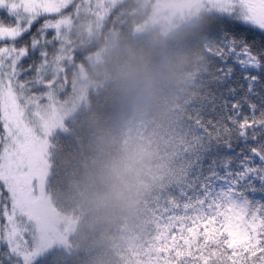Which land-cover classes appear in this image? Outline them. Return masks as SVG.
<instances>
[{
	"label": "snow or ice",
	"instance_id": "6c2138e0",
	"mask_svg": "<svg viewBox=\"0 0 264 264\" xmlns=\"http://www.w3.org/2000/svg\"><path fill=\"white\" fill-rule=\"evenodd\" d=\"M218 7L201 81L148 201L141 264H264V0ZM92 14L93 0H0V264H34L62 73L78 54L79 20ZM237 71L239 90L211 91Z\"/></svg>",
	"mask_w": 264,
	"mask_h": 264
},
{
	"label": "trees",
	"instance_id": "16d2710c",
	"mask_svg": "<svg viewBox=\"0 0 264 264\" xmlns=\"http://www.w3.org/2000/svg\"><path fill=\"white\" fill-rule=\"evenodd\" d=\"M139 2L123 1L102 19L98 36L77 47L74 63L98 87L89 92L87 108L78 109L52 138L46 193L53 208L77 219L78 226L68 250L53 249L34 264H141L120 247L121 234L126 229L141 239L148 201L167 165L171 131L202 73L188 87L180 82L194 68H204L201 41L219 13L201 12L195 23L168 36L159 28L136 35L150 15L151 2ZM111 29L112 48L95 59L105 41L101 33ZM64 75L70 92L71 67ZM239 83L237 71L224 87L210 88L226 98L227 88L239 90Z\"/></svg>",
	"mask_w": 264,
	"mask_h": 264
},
{
	"label": "rangeland",
	"instance_id": "374dc122",
	"mask_svg": "<svg viewBox=\"0 0 264 264\" xmlns=\"http://www.w3.org/2000/svg\"><path fill=\"white\" fill-rule=\"evenodd\" d=\"M119 0H93L94 12L96 14L82 16L77 24V32L80 35V39L76 41V47L84 41H91L100 33L101 22L104 18L108 6L111 4L116 5ZM140 3V0H136ZM150 1V15L142 24L135 28V34L140 35L146 33L152 28H159L163 36H168L170 32L184 26V24H193L196 21V17L201 12L209 11V13H219L217 0H146ZM103 6L102 8H100ZM99 8V9H98ZM133 11L132 14H136ZM103 32V31H101ZM51 31L49 32V35ZM104 35V43L99 51H97L95 59H100L101 53L106 54L108 50L112 48L115 40V32L113 29L101 33ZM100 34V35H101ZM113 40L108 41V39ZM205 54L207 53V41L206 38L201 41ZM89 56L88 59H91ZM73 71V76L70 81V92L64 91L63 93V111L61 113V120L57 128L53 131L49 139L47 165L42 178V191L38 192V195H42V224L41 231L35 234V238L32 241L31 251L35 253L33 256L34 263L40 258L44 257L48 252L53 249L68 250L69 238L74 235L78 220L71 216H63L59 214L52 206L51 200L46 193V181L50 173V157L52 149V138L59 132H62L65 127L66 121L70 119L78 109L88 106V94L91 90H95L98 85L87 80L83 67L81 64L74 63L72 61L70 68ZM203 68H194L193 72L180 82V87L185 88L195 83L197 78L202 73ZM62 76H65L62 73ZM144 123H139L140 129H144ZM259 197V194H257ZM4 221L0 218V224ZM140 240L129 233L126 229L121 234L120 247L125 250L128 258L134 263H141L142 257L139 255ZM4 245V244H2ZM5 246V245H4ZM6 247V246H5Z\"/></svg>",
	"mask_w": 264,
	"mask_h": 264
},
{
	"label": "bare ground",
	"instance_id": "6f19581e",
	"mask_svg": "<svg viewBox=\"0 0 264 264\" xmlns=\"http://www.w3.org/2000/svg\"><path fill=\"white\" fill-rule=\"evenodd\" d=\"M123 1H125V0H119V1L116 3V5L111 4L110 6H108L105 16L107 17V15H108L110 12H113V11L118 7L119 4L123 3ZM105 16H104V17H105ZM197 17H198V16H197ZM197 17H196V18H197ZM101 27H102V24H101ZM100 29H101V28H100ZM97 36H98V35H97ZM108 41H109V39H108Z\"/></svg>",
	"mask_w": 264,
	"mask_h": 264
},
{
	"label": "clouds",
	"instance_id": "9594fccd",
	"mask_svg": "<svg viewBox=\"0 0 264 264\" xmlns=\"http://www.w3.org/2000/svg\"><path fill=\"white\" fill-rule=\"evenodd\" d=\"M130 72H131V69H130Z\"/></svg>",
	"mask_w": 264,
	"mask_h": 264
}]
</instances>
